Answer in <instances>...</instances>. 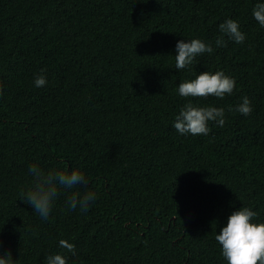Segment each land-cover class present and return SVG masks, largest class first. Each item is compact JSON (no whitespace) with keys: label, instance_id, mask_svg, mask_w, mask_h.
<instances>
[{"label":"trees","instance_id":"trees-1","mask_svg":"<svg viewBox=\"0 0 264 264\" xmlns=\"http://www.w3.org/2000/svg\"><path fill=\"white\" fill-rule=\"evenodd\" d=\"M264 0H0V252L17 264H227L215 236L241 207L264 223ZM228 19L245 34L220 32ZM223 37V44L216 40ZM214 51L175 67L176 44ZM43 70V71H42ZM205 71L236 81L224 99L184 98ZM39 75L43 87L35 86ZM253 111L235 109L244 97ZM225 110L181 135L187 103ZM231 109V110H230ZM45 173L80 170L44 219L21 196ZM96 193L89 209L74 194ZM75 245V255L59 244Z\"/></svg>","mask_w":264,"mask_h":264},{"label":"clouds","instance_id":"clouds-1","mask_svg":"<svg viewBox=\"0 0 264 264\" xmlns=\"http://www.w3.org/2000/svg\"><path fill=\"white\" fill-rule=\"evenodd\" d=\"M253 17L261 27H264V3H257L253 8ZM221 33L236 43H243L245 34L240 30L237 21L228 19L219 25ZM217 46L223 44V37L216 40ZM214 51L210 43L200 39L180 40L176 44L175 67L183 70L193 65L195 58L204 53L211 54ZM43 71V70H42ZM47 83L46 76L39 75L35 79L36 87H43ZM236 85L235 79L227 76L222 71L214 74L205 71L198 74L195 79L181 82L178 92L184 98H206L214 96L224 99L225 95H231ZM231 110V109H230ZM237 112L248 116L253 108L248 97H244L242 103L236 109ZM225 110L212 106H195L189 102L180 110L176 116L174 128L181 134L208 135L209 122H215L219 126L225 124ZM33 176L31 188L22 192L21 196L39 214L41 218H48L54 201L57 199L59 188L71 189L77 186L87 188L88 181L80 170H72L70 173L63 171H49L45 173L36 165L29 167ZM96 199V193L85 191L82 195L74 193L67 201L72 209H79L86 212L90 203ZM258 215L249 207H241L234 211L227 219L226 226L215 236L216 241L222 246V256L227 264H264V223H253ZM59 244L68 253L75 255V245L65 240ZM68 257L63 254H56L46 257V264H67ZM0 264H17L11 253L0 252Z\"/></svg>","mask_w":264,"mask_h":264}]
</instances>
